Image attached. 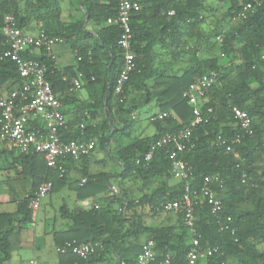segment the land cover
I'll return each mask as SVG.
<instances>
[{
    "label": "trees",
    "instance_id": "1",
    "mask_svg": "<svg viewBox=\"0 0 264 264\" xmlns=\"http://www.w3.org/2000/svg\"><path fill=\"white\" fill-rule=\"evenodd\" d=\"M69 2L75 15L62 22L60 0H0V57L6 50L2 33L6 14L13 15L21 29L33 19L39 24L38 30L68 45L75 61L71 67L57 69L43 49L35 55L31 51L24 55L46 66L45 77L61 104L75 95L70 80L79 73L83 75L82 88H86L89 99L82 103L73 121L59 129L61 139L94 141V149L82 162L88 163L98 147L119 164L115 173L118 191L112 194L118 207L111 208L112 201L104 196L110 192L106 185L110 172L91 173L86 168L82 174L85 184L79 185L81 178L76 184L78 197L103 194L100 205L88 210L60 207L70 224L65 232L56 231L53 236L56 246L76 240L98 242L102 249L86 261L71 252L59 253L58 264H89L107 256L115 263L137 264L142 244L150 238L154 239L156 255L152 264H186L192 235L183 224V213H174L173 224L149 226L144 222L145 215H158L161 209L156 207L178 199L184 191L182 179L169 184L173 179L168 158L171 146L155 148L147 162L143 156L160 135L190 122L192 105L184 92L196 76L208 71H215L218 80L205 90L201 106L204 111L211 107L213 112L207 122L194 128L193 146L178 153L191 167V189L198 188L205 175L218 174L222 181L215 186L223 203L217 216L207 204L195 207L200 247L216 248L196 264H264V0H138L140 9L130 18L136 68L123 86L122 101L114 93L123 60L118 44L121 30L112 22L117 15V0ZM245 2L253 3L255 10L238 18ZM218 5H225L222 16L204 28L206 18ZM170 10L172 14H168ZM18 83L14 62L0 58V87L8 89ZM151 102L158 109L149 117L154 133L134 134L136 111ZM232 106L247 111L251 133H244L235 123ZM100 111L102 119L93 123ZM162 112L167 115L158 118ZM34 125L41 129L39 124ZM236 134L241 136L239 142L234 141ZM217 136L232 142L233 150L216 145ZM15 151L21 171L34 178V190L19 199L14 211L0 212V264L10 259L11 238L33 222L29 203L38 184L51 181L53 191L66 174L46 166L43 156L33 150ZM130 178L141 182L137 195L125 187ZM155 180L156 185L149 188Z\"/></svg>",
    "mask_w": 264,
    "mask_h": 264
},
{
    "label": "built area",
    "instance_id": "2",
    "mask_svg": "<svg viewBox=\"0 0 264 264\" xmlns=\"http://www.w3.org/2000/svg\"><path fill=\"white\" fill-rule=\"evenodd\" d=\"M139 9L138 0H117V15L112 20L121 30L118 44L123 51L122 65L114 88V93L120 96L119 101L124 99L123 86L130 73L136 68L135 56L131 48L130 18ZM254 10L253 3L245 2L237 17L244 18ZM172 13L173 10L168 12V14ZM2 33L5 38L6 50L0 58L5 57L14 62L19 75V83L12 89L0 87V142L6 143L22 153L33 150L43 156L46 166L65 173L67 171L66 162L70 159L81 160L88 156L94 149L95 143L93 140L61 139L59 129L65 125L66 119L61 111V102L53 93L51 84L45 77L46 66L38 60L24 55L28 51L43 49L44 54L53 59V48L56 43H60L62 40L49 35L44 30H38L36 33L24 32L15 25V18L11 14L4 15ZM217 80L218 75L215 71L202 73L193 79L184 92V96L192 105L193 118L179 130L160 135L143 156V160L147 162L152 158L155 148L163 145L171 146L168 151L171 172L173 176L184 180V191L178 199L166 200L160 204L159 208L156 207V210L161 209V212L171 213L180 210L183 213V224L192 235L191 244L186 254V264H196L200 257L211 255L216 250V248L210 247L202 250L200 247L195 228V207L199 204H207L211 212L217 216L223 208V203L215 186L220 185L222 181L218 174L205 175L202 184L196 189H191L189 184V178L192 175L191 167L178 156V153L193 146L191 137L194 128L210 119L212 108L208 107L204 111L201 103L205 90ZM84 81L83 75L79 73L70 80V90L81 89ZM231 112L240 129L244 133H251V117L247 111L232 106ZM166 115V112H162L158 114V118H163ZM31 119L42 120L46 125V131L43 132L36 126H30ZM79 126L83 128L84 124L81 122ZM240 139V134H236L234 141L239 142ZM214 142L216 145L223 146L226 151L233 150L232 142L221 136H217ZM85 182L86 178L82 177L79 185L82 186ZM51 188V181H43L38 184L34 197L29 203L33 219L40 201L51 191ZM93 207L97 208L98 204H94ZM231 233L234 234L235 230L232 229ZM154 247V239L150 238L145 241L136 257L137 264H152L156 256ZM99 249H102V245L98 242H77L76 240H68L57 246L58 253L71 252L83 261L88 260L90 255ZM165 263H168V258Z\"/></svg>",
    "mask_w": 264,
    "mask_h": 264
},
{
    "label": "crops",
    "instance_id": "3",
    "mask_svg": "<svg viewBox=\"0 0 264 264\" xmlns=\"http://www.w3.org/2000/svg\"><path fill=\"white\" fill-rule=\"evenodd\" d=\"M60 5V19L62 22H68L75 15V12L70 8L71 4L69 0H60ZM38 26L39 24H35L34 20L31 19L29 24L22 30L26 33H36L38 31ZM39 50L40 49L32 50L31 54L35 55L39 53ZM53 55V60L57 69L71 67L75 64L73 52L68 45L63 42L56 43L53 48ZM12 88L14 87L8 89ZM74 92V96H68V98L61 104V110L65 116L66 124L73 121L77 113L80 112L79 108L82 107V103H86L89 99V94L85 87ZM154 106V111L146 113V123L144 125L142 124L138 128L136 124H134L132 129L134 134L137 132V134L142 136H150L154 133V128L153 132L149 133L148 127L151 125L149 117L158 111L155 103ZM102 114L103 111H100L98 116L93 120V123H98V121L102 119ZM34 124H39L42 131H46V125L42 120L31 119L29 125L35 126ZM11 148L12 147L8 144L0 142V212L14 211L19 199L27 196L32 190H34V178H32V174L27 175L21 171V166L16 161L17 152L14 148V151H12ZM33 165L35 167L37 166V163L35 162ZM66 168L67 171L64 182H57L58 187L42 198L32 224L20 229L11 238L12 250L7 264H23L21 259L14 257L13 255H30L28 264H58L59 253L53 237L54 232L60 230L65 232L68 224H70V220L66 218V213L61 211L60 207L65 205L69 210H73L77 207L88 210L92 208L94 204L100 205L99 198L103 196V194H101L96 196L89 195L84 198L78 197L79 187L76 184L79 179L82 178V174L86 168L91 173H97L100 171L110 172L106 180V185L110 188V192L105 193L104 196L112 201L111 208L116 209L118 207L117 202L112 198V194L117 193L118 191L117 175L115 173L119 170V164L113 158L108 156L106 151L96 147L92 156L89 158L88 163L82 162V160L67 161ZM32 170L33 169H31L30 172H32ZM177 180L179 179L173 176V179L169 181V184H173ZM156 182V180L152 182L149 188L153 187ZM163 213L165 214V217H163V219L161 217L162 220H158L160 217L159 215H145L144 222L149 226H156L162 223L173 224L176 222V215L174 213ZM89 264L119 263H115L114 260H111L110 256H107L101 261L93 259Z\"/></svg>",
    "mask_w": 264,
    "mask_h": 264
},
{
    "label": "rangeland",
    "instance_id": "4",
    "mask_svg": "<svg viewBox=\"0 0 264 264\" xmlns=\"http://www.w3.org/2000/svg\"><path fill=\"white\" fill-rule=\"evenodd\" d=\"M225 10V5H218V7L216 8V10L209 16L206 18L204 24H203V27L204 28H208L209 26H212L213 24H215V22L220 19V17L222 16V13L223 11ZM155 109V106H154V103H150L149 105H145L143 107H140L137 111H136V120H135V124L136 126L139 128L142 124L144 125L146 123V119H145V116H146V113L147 112H150V111H154ZM149 127V133L150 132H153V126H148ZM135 132V131H134ZM135 134H137V132H135ZM140 180L139 179H133V178H130V179H127L125 181V187L127 188H130L134 195H137L138 194V187L140 185ZM156 184H154L155 186ZM158 215L160 216L158 218L163 219V217H165V214L163 212H160L158 213ZM161 219V220H162ZM147 220V219H146ZM147 222V221H146ZM14 257H18L19 259H21V261L23 262V264H28V259L30 258V255H13ZM45 256H48V255H45Z\"/></svg>",
    "mask_w": 264,
    "mask_h": 264
}]
</instances>
